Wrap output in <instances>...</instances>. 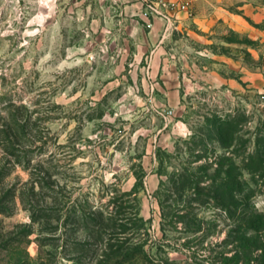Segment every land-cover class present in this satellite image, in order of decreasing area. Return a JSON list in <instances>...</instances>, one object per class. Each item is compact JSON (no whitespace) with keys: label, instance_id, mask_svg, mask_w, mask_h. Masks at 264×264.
Here are the masks:
<instances>
[{"label":"rangeland","instance_id":"obj_1","mask_svg":"<svg viewBox=\"0 0 264 264\" xmlns=\"http://www.w3.org/2000/svg\"><path fill=\"white\" fill-rule=\"evenodd\" d=\"M96 3L0 0V264H245L264 39L227 18L264 29V0H205L165 43Z\"/></svg>","mask_w":264,"mask_h":264},{"label":"crops","instance_id":"obj_2","mask_svg":"<svg viewBox=\"0 0 264 264\" xmlns=\"http://www.w3.org/2000/svg\"><path fill=\"white\" fill-rule=\"evenodd\" d=\"M110 5V6H109ZM205 0H202L197 6L195 11V16L193 19L187 18L185 15L180 16V21L178 24V28H184L185 26L198 24L200 21V14L204 9ZM96 8V23L104 24L107 18H109V13H113V17L120 23V25H127L128 27H136L145 25L139 18V13L141 12L142 3L140 0H110L109 4H105L104 0H97L95 5ZM227 22L231 27L238 28L245 32L250 33L253 38L264 39V29L249 30L247 23L243 22L242 16L231 15L227 18ZM257 20V19H256ZM162 24L159 22H155L154 26L151 30H149V39L151 41L156 40L160 41V43H165L169 41L173 35L162 39ZM185 30V29H184ZM250 36V37H251ZM164 71L167 72V68H164ZM171 89V90H170ZM174 87L170 86L166 88L168 92V98L165 101L168 105H171L176 100L172 99L174 97V91L172 90ZM177 91V88H175ZM178 101V100H177ZM176 103V102H175Z\"/></svg>","mask_w":264,"mask_h":264},{"label":"built area","instance_id":"obj_3","mask_svg":"<svg viewBox=\"0 0 264 264\" xmlns=\"http://www.w3.org/2000/svg\"><path fill=\"white\" fill-rule=\"evenodd\" d=\"M142 3L139 18L145 28L151 30L155 22L162 24V39L173 35L177 30L180 16L192 18L196 6L202 0H140Z\"/></svg>","mask_w":264,"mask_h":264},{"label":"trees","instance_id":"obj_4","mask_svg":"<svg viewBox=\"0 0 264 264\" xmlns=\"http://www.w3.org/2000/svg\"><path fill=\"white\" fill-rule=\"evenodd\" d=\"M261 238L264 239V230H244L240 236H237V238H234L233 241H238L242 243L245 247H248V251L244 254L245 264H251V262H254L251 258V254L253 250L263 248L264 251V240L262 241ZM239 257H234L233 261L235 264H238ZM255 261L260 263L259 258H255Z\"/></svg>","mask_w":264,"mask_h":264}]
</instances>
